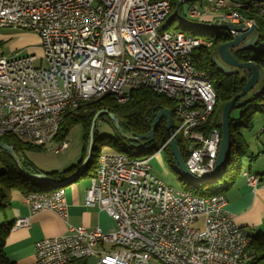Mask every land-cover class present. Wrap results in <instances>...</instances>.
Segmentation results:
<instances>
[{
    "label": "built area",
    "instance_id": "obj_1",
    "mask_svg": "<svg viewBox=\"0 0 264 264\" xmlns=\"http://www.w3.org/2000/svg\"><path fill=\"white\" fill-rule=\"evenodd\" d=\"M222 1L207 0L205 7L191 2L186 14L201 18L206 3L222 6ZM165 8L159 0H104V7H97V0H0V30L35 33L42 52L36 66L33 51L6 57L0 43V123L35 136L55 133L60 121L54 120V113L82 95L104 93L128 101L133 91L162 89L182 101L187 111L182 118L185 163L204 176L219 152L220 131L199 150H191V143L202 140L217 94L194 65L198 38L159 32ZM218 21L240 24L233 11ZM175 73L185 74V81H175ZM197 110H205V118H197ZM68 146L53 151L58 154ZM150 160L103 153L85 205L105 211L115 229L68 224L67 234L36 243L34 264H89L91 259L94 264H249L253 254L244 250V243L250 238L226 210V196L200 197L155 184L144 177ZM258 181L248 176V183ZM25 202L31 217L49 212L68 223L65 191L29 193ZM29 225L30 217H24L13 228Z\"/></svg>",
    "mask_w": 264,
    "mask_h": 264
},
{
    "label": "trees",
    "instance_id": "obj_2",
    "mask_svg": "<svg viewBox=\"0 0 264 264\" xmlns=\"http://www.w3.org/2000/svg\"><path fill=\"white\" fill-rule=\"evenodd\" d=\"M250 2L233 0V5L229 9L237 10L245 20H250L255 23L259 35L258 41L255 47L250 50L240 51L236 48L232 51L239 62L251 61L257 65L259 60L264 61V15L260 13V9L251 6ZM182 12L181 5H177L176 3L173 4L172 10L162 22L159 32H184L186 35L197 37L198 35L196 33L190 32L192 27H198V25L204 26L205 24L201 22L199 23L198 20L190 21L189 18H186L187 16L184 17L182 15ZM185 18L186 20H184ZM209 18H211V16H206L203 19V22H206V25L207 23L218 21L212 20L211 22H208ZM176 19L187 22L188 26H183L181 24H179V26H173L172 24ZM207 39V42H211L212 45L210 47L207 45L201 46L198 50L196 49L194 51L192 57L195 67L207 72L217 94L216 107L212 115L211 123H209L210 125L208 124V126H211V129L216 127L222 132L224 106L227 102L232 100L236 94H239L242 91L247 82V72L241 69H236L233 75L227 76L220 72L213 62V56L217 53L218 47L233 39L231 32L215 27L211 29V33ZM202 51H205L206 55H204ZM256 90H260V92L256 93ZM174 105L175 104L172 103L171 100L167 99L162 94L149 89H141L131 92L129 100L124 103H118L115 97L107 96L84 104L79 109L71 112L65 117L64 123L60 127L56 136L57 142H67L72 129L76 126L81 127L83 131V156L80 162L63 171L44 173L47 174L51 180L59 183L73 175L78 170L86 155L93 119L99 111L104 110L108 111L109 114H114L118 118L122 133L126 131L128 136H131L132 134L146 135L151 131L158 113L166 109L171 110L174 113ZM235 110L239 111V116L237 118H232V113ZM257 113L264 119L263 86L259 89L256 86L254 90L243 96L232 106L230 115V151L225 166L205 185L200 186L187 182L180 172L171 146L167 145L164 147L162 152L164 153V159L167 162L168 167L176 173L180 172V189L189 191L200 197H212L218 195L226 196V193L234 187L238 179L242 176L246 166H249V168L252 167L258 159V155L253 153L243 132L244 130L251 131L253 129L254 116ZM99 121L107 123L112 129L113 134L100 136L97 129ZM172 128H177V122L175 120L173 121ZM207 129H210V127ZM121 132L117 130L109 115L102 113L99 116L96 123L92 158L86 171L74 180L86 177L92 178L95 176L100 155L103 153H129L137 158L151 157L155 154V151H158L169 139L166 118L162 119L155 132V142L146 148H141L138 144L129 142ZM261 133L264 134V130ZM176 141L182 157L184 160H187V144L181 136H177ZM0 142L11 146L18 158L17 162V160L10 156L7 151L0 148V161L4 168L3 172L0 173V212L5 213L7 209L11 207L13 191H18L23 196H26L32 192L54 191L65 187L60 185L50 186L46 182L42 183L40 181L28 179L25 176V174L34 175L42 171H39L34 164L25 158L24 152L27 150H41L43 147L24 141L13 134L0 137ZM136 146L139 147L138 153H132L130 148ZM246 162L248 163L247 165H245ZM15 222H8L0 226V264H15L9 261L5 255L6 242ZM248 248L253 254L249 264L264 263V236L257 235L252 238Z\"/></svg>",
    "mask_w": 264,
    "mask_h": 264
},
{
    "label": "crops",
    "instance_id": "obj_3",
    "mask_svg": "<svg viewBox=\"0 0 264 264\" xmlns=\"http://www.w3.org/2000/svg\"><path fill=\"white\" fill-rule=\"evenodd\" d=\"M213 15L215 13L206 16ZM29 51L33 50L29 48ZM252 151L258 155L254 166L250 168L246 166L234 187L226 193V210L233 217L235 224L243 229L250 239L257 235L264 236V148L256 146V149ZM77 158L78 153L69 158L67 163L58 162L49 172L66 170L75 165ZM70 164L72 165L67 167ZM246 173L260 178L256 187L248 183ZM90 183L91 178L86 177L65 185L66 200L69 205L67 224L76 227L83 225L91 229L99 227L104 232H111L115 229L114 220L101 209L89 208L85 205L86 190ZM24 217H30V225L11 230L5 246V255L15 264H34L36 243L44 238L67 234L68 225L49 212H42L31 217L25 197L12 192L11 207L5 213L0 212V226ZM88 263L94 264V259L89 260Z\"/></svg>",
    "mask_w": 264,
    "mask_h": 264
},
{
    "label": "water",
    "instance_id": "obj_4",
    "mask_svg": "<svg viewBox=\"0 0 264 264\" xmlns=\"http://www.w3.org/2000/svg\"><path fill=\"white\" fill-rule=\"evenodd\" d=\"M183 2H180L182 4ZM203 29H213L215 27L222 28L225 31H233L235 34L233 35V39L231 41H227L221 44L218 47L217 53L213 56V62L217 66L218 70L223 74L230 76L233 75L236 69H241L247 72V82L242 91L239 94H236L232 100L226 103L223 110V125H222V133H221V143L219 147V152L215 164V168L208 177L204 179H199L191 175L189 172L185 160L182 157V154L177 146L176 139L172 137L173 135V112L171 110H163L156 116L151 131L146 135H136L132 134L131 136H124L129 142L138 144L141 148H146L155 142V132L162 121V119H167V132L169 137L171 138L170 146L172 148L174 157L178 164V167L185 177L186 180L195 184H204L211 181L225 166L229 151H230V115L232 111V106L243 96L251 92L257 86L260 79V70L258 66L254 62H239L234 54L233 49L238 48L240 51L250 50L255 47L259 35L256 30V25L252 24V26L247 27L245 24L232 25L229 23H216L205 26H198ZM256 93L260 92V90H256ZM104 113L109 115L112 122H114L118 131L121 132L118 118L114 114H109L108 111H99L92 122L91 131L88 139L86 155L81 166L78 170L66 178L62 182L56 183L51 180L47 174L40 172L37 174H25L28 179H33L40 182H46L50 186L60 185L65 186L66 184L74 181L75 178L81 176V174L86 171L90 160L92 158L93 146H94V138L96 133V123L99 116ZM122 133V132H121ZM123 134V133H122ZM0 148L7 151L10 156L17 160V155L14 152V149L11 146L6 145L3 142H0Z\"/></svg>",
    "mask_w": 264,
    "mask_h": 264
},
{
    "label": "rangeland",
    "instance_id": "obj_5",
    "mask_svg": "<svg viewBox=\"0 0 264 264\" xmlns=\"http://www.w3.org/2000/svg\"><path fill=\"white\" fill-rule=\"evenodd\" d=\"M244 1H249V0H244ZM250 1H252V0H250ZM191 2H193V1H190L189 3H186V4H185V2H183L182 4H180V2L176 3L177 5L182 6V11H183L182 15L184 17L187 16L186 11L188 12ZM195 3L200 5V3L198 1L194 2V4ZM232 5H233V3H230L228 8H230ZM220 12L221 11H219V12L214 11L211 13H205L202 15L203 17L196 18L194 20H198L199 23L201 22V23H204L206 25V22H203L204 21L203 19L206 17V15H211V14L215 13V15H213V16H211V18H209L210 21L208 20V22H211L212 20L216 21V20H218V18H222V16H223V14ZM186 18H188V16ZM186 18L184 20H186ZM180 19L174 20L172 25L173 26H179V24H181L183 26H188L187 22L180 20ZM248 21L250 22V20H245L243 23H240V24H245ZM216 22L218 23L219 21H216ZM216 22L207 23V25L216 24ZM252 24H255V23L253 22ZM252 24L250 26H252ZM198 26H200V25H198ZM246 26L250 27L248 25H246ZM190 32L196 33L198 35L197 36L198 38L206 41V39L209 38V34L211 33V29L192 27ZM0 43L2 45V49L4 50L6 57H12L14 55L13 52L26 53L27 51H29V48L32 49L34 54L38 57V60L35 62V65L36 66L40 65L42 52H41V48H40L39 38L35 33L27 32V31H23V30H15V29H2V30H0ZM23 48H25V49H23ZM202 53L204 55H206L205 51H202ZM257 66L259 67V70H260V80H259V83L257 84V87L259 89L261 86H263V88H264V61L259 60L257 63ZM238 116H239V111L238 110L233 111L232 118H237ZM97 129L99 131L100 136L113 134L112 129L104 121L98 122ZM263 130H264V119L257 113L254 116L253 129L251 131H246V130L243 131L244 135H245V139L249 142V144L251 145V148L253 150L256 149V146L261 147V149L264 148V146H263L264 134L261 133ZM122 135L128 136L126 131H124ZM21 139L24 141H27L23 138H21ZM67 140L69 142V146H68L69 148L65 149L63 152H60L58 154H56L53 151V147H54V145L55 146L60 145L61 142L54 141L50 146H47L46 148H43L41 150H27L24 152V156L29 162L34 164L35 167L39 171H42L43 173L45 171H47V172L52 171L54 169L53 167H55V165L58 162L67 163L69 161V158H71L74 154H77V153H78V158L75 160L74 164H78L80 162L82 156H83V131H82L81 127H79V126L74 127L72 129V131L70 132ZM28 142L35 145V143H33L31 141H28ZM176 143H177V141H176ZM164 145L158 151L156 150L155 154L151 156L150 163H151V167H152V173L159 180H161L164 184H166L170 187L180 189L181 182L179 181V177H180L181 171L179 173H176L175 171L170 170V168L168 167V164L164 159V153L162 152V148L166 147ZM169 145H170V143H169ZM130 151L132 153H138L139 147H137V146L134 148L132 147V148H130ZM145 152H148V151H145ZM0 155H1V151H0ZM247 164L248 163L246 162L245 165H247ZM254 164L252 165V167L254 166ZM71 165L72 164H70L67 167H70ZM63 169H65V168H63ZM3 170H4V168H3L2 163L0 161V173H2ZM250 175H252V174L246 173L247 178ZM182 176H183V174H182ZM255 176H257V175H255ZM194 177H196V176H194ZM204 178H206V177H204ZM204 178H202V179H204ZM186 181L189 182L188 180H186ZM42 183H45V182H42ZM189 183H192V182H189ZM205 184L206 183H204V184L201 183L199 185L202 186ZM257 184L251 183L250 185H252L253 187H256ZM13 194L21 195V193L18 191H13ZM26 196H24V197L26 198ZM198 225H200V224H198ZM51 238H53V237H51ZM105 247L107 248V245ZM261 264H264V263H261Z\"/></svg>",
    "mask_w": 264,
    "mask_h": 264
},
{
    "label": "bare ground",
    "instance_id": "obj_6",
    "mask_svg": "<svg viewBox=\"0 0 264 264\" xmlns=\"http://www.w3.org/2000/svg\"><path fill=\"white\" fill-rule=\"evenodd\" d=\"M40 1L42 0H26V3L29 4H37L40 3ZM161 2V4H166V8H165V19L166 17L170 14L171 10H172V5L178 2H184V0H159ZM193 1V5H196L198 7H205V2L207 0H192ZM198 1L200 3V5H198L197 3L194 4V2ZM250 1V0H249ZM150 3H157V0H149ZM233 3V0H223L222 1V6L218 3H206V8H201V15L205 14V13H211V12H219L223 14L222 18H230L231 17V11H233L234 15H235V19L238 20V22L243 23L245 20L243 17H241L240 13L237 10H231L229 9V4ZM251 6L257 7L258 9L261 10L260 13H262L264 15V0H252L250 2ZM261 6V7H259ZM97 7H104V0H97ZM228 10V11H227ZM164 19V20H165ZM193 21V19H190V21ZM218 23H224V22H218ZM249 25H251L253 23V21H248L246 22ZM233 25V24H232ZM232 32V31H230ZM182 35L186 36L187 38H194V36H190V35H186V33L181 32ZM198 38V37H197ZM198 40L200 41V44L196 45V49L200 48L201 46H208L210 47L212 45L211 42H207V40H203L198 38ZM209 41V40H208ZM201 72L204 74L205 79L207 81H211L209 75L207 74L206 71L201 69ZM175 81L177 82H184L185 81V74L182 73H175ZM156 93L162 94L164 97H166L167 99L171 100L172 103H174L175 105V109H174V113H173V118L175 121H177V128L173 129V135L172 137H174L176 139V137H182V133H183V123H182V118H187V111L184 109L183 103L182 101H176V97H170L167 94L163 93L162 89H154L152 90ZM103 97H107L105 96L104 93H97L95 95H82V99H76V101L70 103V104H66L64 106L63 112H55L54 113V120L55 121H60L59 123V128L58 130H56L55 133H42L39 136H35V135H31V134H26L25 132H21L20 130H14V129H7L6 126L3 123H0V137L5 136V135H15L18 138H23L27 141H31L33 143H35V145L46 148L47 146H50L54 141H56V136L60 130V127L63 125L65 117L70 114L71 112L76 111L77 109H79L81 106H83L84 104L88 103V102H92V101H96L99 100ZM115 97V96H113ZM116 101L118 103H124L126 102V100H122L119 98H116ZM216 102H217V97L215 98L213 107H212V114L210 117H208L205 121H204V125H203V130H202V140H194L191 143V150H199L200 148H203V143H210L211 140H213L214 134L218 131V129L215 127L213 129H211V126H208L209 123H211V119H212V115L214 113V109L216 107ZM197 118H205V110H197ZM210 125V124H209ZM208 127H210V129H207ZM213 127V126H212ZM171 141V138L169 137V139L166 141L164 146L169 145ZM220 143H221V132H220V142H219V147H220ZM69 144L68 141H63L61 142L60 145L53 147L54 148H58V147H63L65 145ZM163 149V148H162ZM217 156L218 153L216 155V157L214 158V162L212 164V168L210 170L207 171V173L204 176H197V174L193 173L192 170L190 168H188L189 172L193 175L196 176L197 178H204V177H208L210 174H212L214 168H215V163L217 160ZM124 159H128V160H142V159H151V157H145V158H137L135 156L130 155L129 153H124ZM101 160H102V154L100 155L99 158V163H98V168L100 169V165H101ZM144 177H150V179H152V181L155 184H163V182L161 180H159L153 173H152V167H150V169L148 170H144ZM254 179H260L257 176L254 175ZM65 191L64 188H59L57 190H52V191H41V192H32V193H37L39 195H48V194H55L57 192H63ZM191 193V192H190ZM194 195V194H193ZM15 225V224H14ZM244 237L245 238H250L246 235L245 231H244ZM249 244H250V240L246 241L244 243V250L249 251ZM250 252V251H249Z\"/></svg>",
    "mask_w": 264,
    "mask_h": 264
}]
</instances>
